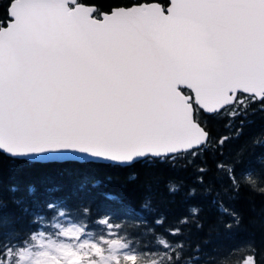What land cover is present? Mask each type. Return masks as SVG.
<instances>
[{
	"label": "snow or ice",
	"instance_id": "snow-or-ice-1",
	"mask_svg": "<svg viewBox=\"0 0 264 264\" xmlns=\"http://www.w3.org/2000/svg\"><path fill=\"white\" fill-rule=\"evenodd\" d=\"M255 105L264 110V0H154L109 12L90 0H7L0 16V156L195 157L210 147L206 114L235 117ZM11 195L6 216L0 180V264H147L149 253L111 232L22 234L20 221L70 198L32 186ZM183 232L178 220L151 264H184Z\"/></svg>",
	"mask_w": 264,
	"mask_h": 264
},
{
	"label": "trees",
	"instance_id": "trees-1",
	"mask_svg": "<svg viewBox=\"0 0 264 264\" xmlns=\"http://www.w3.org/2000/svg\"><path fill=\"white\" fill-rule=\"evenodd\" d=\"M151 1L90 0L101 12ZM6 7L7 0H0V16ZM204 123L210 147L195 157H148L120 165L0 156L3 213L15 211L11 189L26 192L32 186L38 194L70 199L69 206L54 199L30 223L20 221L17 230L23 234L30 228L29 237L55 239L69 224L84 228L93 239L111 232L149 253L151 264L159 259L157 252L163 255L160 241L172 242L166 232L179 220L184 224V264H264V110L255 105L235 117L206 114ZM201 169L206 172L203 185ZM156 216L163 218V227L152 225ZM229 223L231 229L225 227Z\"/></svg>",
	"mask_w": 264,
	"mask_h": 264
},
{
	"label": "water",
	"instance_id": "water-1",
	"mask_svg": "<svg viewBox=\"0 0 264 264\" xmlns=\"http://www.w3.org/2000/svg\"><path fill=\"white\" fill-rule=\"evenodd\" d=\"M151 2H154V1H151ZM143 3H149V2H143ZM143 3H139V4H143ZM134 5H136V4H133V5H131V6H134ZM131 6H127V7H131ZM117 7H126V6H117ZM114 8H116V7H113L112 9H114ZM111 9V10H112ZM109 12V11H108ZM23 159H27V160H31V161H38V162H48V161H66V160H33V159H28V158H23ZM141 159H144V158H139V159H137L136 161H138V160H141ZM95 162H104V163H112V164H120V165H130V164H132V163H134V162H132V163H130V164H122V163H119V162H109V161H104V160H96Z\"/></svg>",
	"mask_w": 264,
	"mask_h": 264
},
{
	"label": "rangeland",
	"instance_id": "rangeland-1",
	"mask_svg": "<svg viewBox=\"0 0 264 264\" xmlns=\"http://www.w3.org/2000/svg\"><path fill=\"white\" fill-rule=\"evenodd\" d=\"M74 225L73 224H69V225H67L66 227H73ZM65 227V228H66ZM76 227V226H75Z\"/></svg>",
	"mask_w": 264,
	"mask_h": 264
}]
</instances>
